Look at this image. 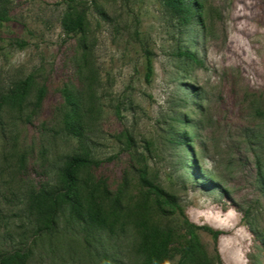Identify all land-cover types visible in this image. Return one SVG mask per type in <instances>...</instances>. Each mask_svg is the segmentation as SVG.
Instances as JSON below:
<instances>
[{"label": "rangeland", "instance_id": "1", "mask_svg": "<svg viewBox=\"0 0 264 264\" xmlns=\"http://www.w3.org/2000/svg\"><path fill=\"white\" fill-rule=\"evenodd\" d=\"M191 2L0 0V236L34 264H264V0ZM73 156L104 229L46 214Z\"/></svg>", "mask_w": 264, "mask_h": 264}, {"label": "trees", "instance_id": "2", "mask_svg": "<svg viewBox=\"0 0 264 264\" xmlns=\"http://www.w3.org/2000/svg\"><path fill=\"white\" fill-rule=\"evenodd\" d=\"M165 5L170 9V11L175 15L181 18L185 23H189L191 15L193 13V6L191 0H163ZM83 16L79 18L78 26L82 28ZM146 57V79L150 81L154 75V62L152 54L150 51L145 50ZM71 133L76 136H82V127L74 126L71 128ZM99 164V162H94L86 157L82 156H73L70 157L67 165L61 170L62 185L58 189L52 191H45L42 195L43 200L50 199L53 201L54 206L47 208V213L52 217H57L61 211H64L67 207H70L71 214L74 219L84 222L88 226H92L96 229H104L107 226L106 218L103 215V212L100 208L93 210L91 208L85 207L82 196L79 189V172L82 167ZM142 184L145 186H150L145 179H141ZM155 190L167 198L172 199L171 196L165 194V192L159 188ZM174 203V202H173ZM180 207V206H178ZM33 207L27 208L28 219L35 229H37V222L31 220L30 215L34 214ZM51 222H55L54 219H51ZM188 227L193 232H198L204 230L210 233L215 241V250L219 255V238L223 234L221 231L214 230L211 227L207 226H197L190 222ZM9 224L4 226V234L0 236V264H34L35 262V253L32 248L33 238L27 237L26 234L20 236V240H17L13 237L12 232L9 230ZM46 228L43 230L40 228V232H45ZM140 259L143 260L145 264V241L143 242L142 249L140 250ZM159 255L156 254L155 250H151L149 260L156 263L155 258L157 259ZM184 256L178 264H185Z\"/></svg>", "mask_w": 264, "mask_h": 264}]
</instances>
